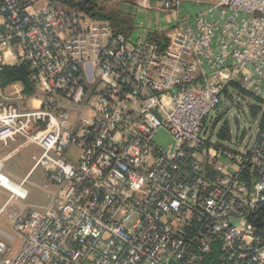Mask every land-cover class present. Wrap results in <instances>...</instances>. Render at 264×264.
Instances as JSON below:
<instances>
[{
	"label": "built area",
	"instance_id": "2783aa9c",
	"mask_svg": "<svg viewBox=\"0 0 264 264\" xmlns=\"http://www.w3.org/2000/svg\"><path fill=\"white\" fill-rule=\"evenodd\" d=\"M81 2L0 0V143L40 148L48 197L0 177V264H264V123L207 126L264 103V0H138L128 33Z\"/></svg>",
	"mask_w": 264,
	"mask_h": 264
},
{
	"label": "rangeland",
	"instance_id": "374dc122",
	"mask_svg": "<svg viewBox=\"0 0 264 264\" xmlns=\"http://www.w3.org/2000/svg\"><path fill=\"white\" fill-rule=\"evenodd\" d=\"M52 3L57 5H63L62 3H57V1L54 0H52ZM115 9L116 7L114 5L107 6V8L103 12H107V14L113 15V12L115 13ZM118 21L119 23L120 22L122 23L121 19H118ZM118 21H116L117 24L112 22L116 30L117 31L123 30L122 32L128 33V31L131 28L128 27L129 29H125L127 27L126 26L122 27L121 25L118 24ZM232 103L233 104L231 105L230 111H227L225 114L221 116L219 115V117L215 112H213L210 114V116L207 119V126L209 127V129H211V125L216 126L215 138H214L215 142H220L223 144L229 142V141L226 142L223 141V139L218 136L219 132L222 133V135L226 136L225 133L226 128L231 130V135H232L231 137L236 138L237 137L236 129L238 128L239 131V127H241V129L245 127L250 128L251 123L254 121L255 118H257V116H260L262 122L264 123V103L250 97V95H246L244 93L242 94L241 92H237V91H234L233 93ZM73 117H75L74 113H73ZM212 120L213 123L211 124ZM221 129H223V132ZM18 143L21 144L22 141H18ZM40 151H41L40 148L34 144L20 146L17 153L14 154V156L7 162V165L13 168L14 175H17L19 173L21 174V172H24L27 169V167L33 165L34 163L33 155L39 154ZM76 152L77 149H75V153ZM46 179H47V172L43 166L37 167L29 174V178L25 182V186L28 188L30 192V195L26 200V203L28 202V203L41 204L44 201H46V191L44 190V183L46 182ZM9 195H10L9 191L0 188V204L3 203L4 200L9 197ZM0 226L10 230V222L8 221L7 213H3L0 216ZM0 239L7 240V236L4 235L3 233H0ZM13 244L14 246H17L18 241Z\"/></svg>",
	"mask_w": 264,
	"mask_h": 264
},
{
	"label": "crops",
	"instance_id": "0c3cea01",
	"mask_svg": "<svg viewBox=\"0 0 264 264\" xmlns=\"http://www.w3.org/2000/svg\"><path fill=\"white\" fill-rule=\"evenodd\" d=\"M97 1H98L99 5L101 4V5H104L106 7L114 5L116 7L115 11L119 15L118 19L120 18L122 20V23L124 24V25L123 24L122 25L127 27L125 29L131 28L128 32H132V30L134 28L136 16L139 15V13L141 11V10H139V8L137 6L138 0H97ZM162 1L163 0H151V2L155 5L160 4ZM23 84L26 85L25 83H23ZM26 87H27V85H26ZM19 147H20V144L18 143V141H9L8 143H0L1 173L4 174L6 177H9L14 182H17V181L22 182L23 180L28 179L29 174L34 169H36L33 167L34 166V163H33L32 166L27 167V169L24 172H21V174L19 173L17 175H14L13 168L8 166L7 162L14 156V154L17 153ZM34 155H36V154H34ZM20 182H17V183H20ZM0 188H3V187L0 186ZM8 198L5 199L4 202L0 204V207L6 204V202L8 201ZM27 199H25V200H20V199L14 200V201H12L11 206L12 207L13 206L18 207L20 209H24L25 212H29L33 208L44 207L48 204L47 193H46V201H44L41 204L28 203V202L26 203ZM8 221H9V219H8ZM0 233H10V234L14 233V231L12 229V224L10 223V230L5 229L2 226H0Z\"/></svg>",
	"mask_w": 264,
	"mask_h": 264
},
{
	"label": "trees",
	"instance_id": "16d2710c",
	"mask_svg": "<svg viewBox=\"0 0 264 264\" xmlns=\"http://www.w3.org/2000/svg\"><path fill=\"white\" fill-rule=\"evenodd\" d=\"M52 2V0H50ZM57 1V3H62L63 5L67 4H78L75 3L76 0H54ZM80 7L84 9L87 13L91 14L92 16L100 19H109L112 22L116 23L118 21V13L115 11L113 12V15L107 14V12H103L107 7L104 5H99L97 0H82L81 3H79ZM120 19V18H119ZM117 24V23H116ZM118 24L122 25V23ZM118 31H123V30H118ZM29 68L27 64H19V65H14V66H6L1 74V79L3 82V86H7L10 83L13 82H23L27 85L28 87V92L32 90L31 85L29 84L28 81V76H29Z\"/></svg>",
	"mask_w": 264,
	"mask_h": 264
},
{
	"label": "water",
	"instance_id": "95a60500",
	"mask_svg": "<svg viewBox=\"0 0 264 264\" xmlns=\"http://www.w3.org/2000/svg\"><path fill=\"white\" fill-rule=\"evenodd\" d=\"M164 139L166 142H163ZM154 140L160 144V145H163V146H167L166 143L169 142V141H172V138L170 137V135L164 130V129H161L159 130L157 136L154 138Z\"/></svg>",
	"mask_w": 264,
	"mask_h": 264
},
{
	"label": "bare ground",
	"instance_id": "6f19581e",
	"mask_svg": "<svg viewBox=\"0 0 264 264\" xmlns=\"http://www.w3.org/2000/svg\"><path fill=\"white\" fill-rule=\"evenodd\" d=\"M0 177H1L4 181H8L7 184H9L11 187L15 188L14 184L10 183L9 180L7 179V177H6L4 174L0 173Z\"/></svg>",
	"mask_w": 264,
	"mask_h": 264
}]
</instances>
